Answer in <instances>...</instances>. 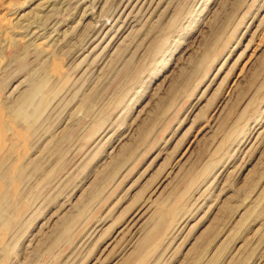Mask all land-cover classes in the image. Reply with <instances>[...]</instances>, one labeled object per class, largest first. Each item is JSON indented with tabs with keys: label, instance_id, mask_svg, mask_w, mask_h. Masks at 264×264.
Here are the masks:
<instances>
[{
	"label": "rangeland",
	"instance_id": "rangeland-1",
	"mask_svg": "<svg viewBox=\"0 0 264 264\" xmlns=\"http://www.w3.org/2000/svg\"><path fill=\"white\" fill-rule=\"evenodd\" d=\"M0 264H264V0H0Z\"/></svg>",
	"mask_w": 264,
	"mask_h": 264
},
{
	"label": "bare ground",
	"instance_id": "bare-ground-1",
	"mask_svg": "<svg viewBox=\"0 0 264 264\" xmlns=\"http://www.w3.org/2000/svg\"><path fill=\"white\" fill-rule=\"evenodd\" d=\"M128 1V0H127ZM140 1V0H137V2ZM148 1V0H147ZM143 2V1H142ZM135 3V2H134ZM145 3V2H144ZM133 5V4H132ZM145 5V4H144ZM122 6V5H121ZM138 8V7H137ZM124 11V10H123ZM128 12V11H127Z\"/></svg>",
	"mask_w": 264,
	"mask_h": 264
}]
</instances>
